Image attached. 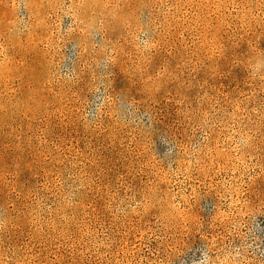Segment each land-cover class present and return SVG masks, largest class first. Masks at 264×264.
Here are the masks:
<instances>
[{"label":"rangeland","instance_id":"1","mask_svg":"<svg viewBox=\"0 0 264 264\" xmlns=\"http://www.w3.org/2000/svg\"><path fill=\"white\" fill-rule=\"evenodd\" d=\"M0 264H264V0H0Z\"/></svg>","mask_w":264,"mask_h":264}]
</instances>
